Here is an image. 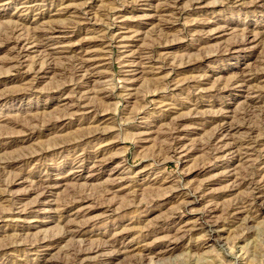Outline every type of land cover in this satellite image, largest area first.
Instances as JSON below:
<instances>
[{"label":"rangeland","instance_id":"rangeland-1","mask_svg":"<svg viewBox=\"0 0 264 264\" xmlns=\"http://www.w3.org/2000/svg\"><path fill=\"white\" fill-rule=\"evenodd\" d=\"M0 264H264V0H0Z\"/></svg>","mask_w":264,"mask_h":264},{"label":"bare ground","instance_id":"bare-ground-1","mask_svg":"<svg viewBox=\"0 0 264 264\" xmlns=\"http://www.w3.org/2000/svg\"><path fill=\"white\" fill-rule=\"evenodd\" d=\"M82 66V65H81ZM83 68V67H82ZM247 145V144H246Z\"/></svg>","mask_w":264,"mask_h":264}]
</instances>
